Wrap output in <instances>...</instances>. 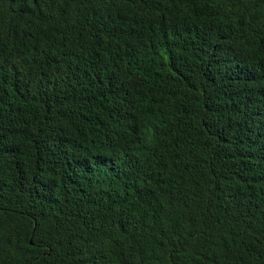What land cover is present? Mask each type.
Wrapping results in <instances>:
<instances>
[{
  "label": "trees",
  "instance_id": "obj_1",
  "mask_svg": "<svg viewBox=\"0 0 264 264\" xmlns=\"http://www.w3.org/2000/svg\"><path fill=\"white\" fill-rule=\"evenodd\" d=\"M0 264H264V0H0Z\"/></svg>",
  "mask_w": 264,
  "mask_h": 264
}]
</instances>
